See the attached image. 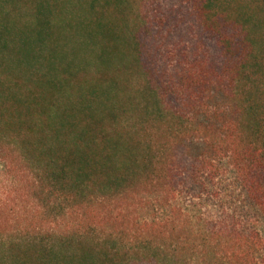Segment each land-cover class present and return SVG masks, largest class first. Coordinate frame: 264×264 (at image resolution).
<instances>
[{
	"label": "trees",
	"instance_id": "16d2710c",
	"mask_svg": "<svg viewBox=\"0 0 264 264\" xmlns=\"http://www.w3.org/2000/svg\"><path fill=\"white\" fill-rule=\"evenodd\" d=\"M167 6L0 0V264H264V0Z\"/></svg>",
	"mask_w": 264,
	"mask_h": 264
},
{
	"label": "rangeland",
	"instance_id": "374dc122",
	"mask_svg": "<svg viewBox=\"0 0 264 264\" xmlns=\"http://www.w3.org/2000/svg\"><path fill=\"white\" fill-rule=\"evenodd\" d=\"M167 5V7L170 8V0H167ZM191 23L192 22H187V24ZM186 31H188V29H185V32ZM224 168V175L220 176L218 179H214V184L211 185V188L209 187L210 192L215 196L218 195V197L203 201L200 207H205L211 210H217L219 207L221 209L226 208L230 211L236 210L237 212H243L244 215L249 214L252 220L256 222L257 216H261V213L257 212L258 210H256L250 202L247 191L240 183L236 173L231 167H228L227 164ZM2 181L3 176L0 177V193L4 191ZM260 220L261 222L258 223V226H260V229L264 234V219L260 217Z\"/></svg>",
	"mask_w": 264,
	"mask_h": 264
}]
</instances>
